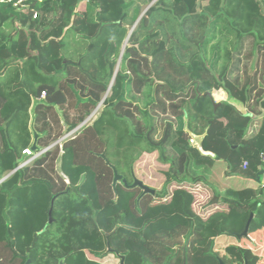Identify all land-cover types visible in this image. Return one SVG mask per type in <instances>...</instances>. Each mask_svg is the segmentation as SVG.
<instances>
[{
  "label": "trees",
  "instance_id": "16d2710c",
  "mask_svg": "<svg viewBox=\"0 0 264 264\" xmlns=\"http://www.w3.org/2000/svg\"><path fill=\"white\" fill-rule=\"evenodd\" d=\"M18 7L0 2V264L120 260L108 243L124 264H261L264 0ZM151 86L141 110L129 95ZM143 152L165 167L154 194L130 186ZM200 184L223 209H193Z\"/></svg>",
  "mask_w": 264,
  "mask_h": 264
},
{
  "label": "rangeland",
  "instance_id": "374dc122",
  "mask_svg": "<svg viewBox=\"0 0 264 264\" xmlns=\"http://www.w3.org/2000/svg\"><path fill=\"white\" fill-rule=\"evenodd\" d=\"M123 50V49H122ZM121 56L117 60V68H119V61H120ZM151 90L152 86L142 89L141 93L139 94H134L130 93L129 98L132 102L137 104V106L143 110L147 107L148 102L150 100V95H151ZM226 94L220 90L215 91V100H220L222 98H225ZM101 109V105L97 108V110L93 111V114L91 118H89V121H91L93 118H95L96 114L99 112ZM140 118L145 121V116L143 113H138ZM59 168V165H58ZM163 168H165L161 163H159L156 160V155L155 153H146L143 152L140 154L139 158L134 162L133 167H132V175L133 177L141 180L145 185L151 187V188H158L162 182V178L160 177ZM212 181L219 186L218 181L215 178H212ZM199 186V187H197ZM174 186H171V190ZM194 188L197 187L199 188L198 193L194 197V202H193V209L199 213L202 217L208 216L210 212L214 211V208L217 209H223V206H217L216 205L210 204L208 201L212 197V190L208 188L207 186L204 185H195L193 186ZM158 202L154 200V203ZM213 205V206H212ZM264 230V229H263ZM264 233V232H263ZM235 241L232 239H218L215 244V249L216 251L220 254V256H224V246L226 244H231L234 243ZM262 244V243H261ZM262 248H260L262 257H261V264H264V244L261 245ZM100 261L102 264H119V259L115 255H107L105 258L102 259H97Z\"/></svg>",
  "mask_w": 264,
  "mask_h": 264
},
{
  "label": "water",
  "instance_id": "95a60500",
  "mask_svg": "<svg viewBox=\"0 0 264 264\" xmlns=\"http://www.w3.org/2000/svg\"><path fill=\"white\" fill-rule=\"evenodd\" d=\"M144 13V12H143ZM143 13L138 17L137 21L141 18V16L143 15ZM136 21V22H137ZM127 40V39H126ZM126 42V41H125ZM118 70V68H117ZM116 70V72H117ZM106 96V94L104 95V97ZM103 97V99H104ZM102 99V101H103ZM102 101L99 103V105L102 103ZM98 105V106H99ZM34 106V105H33ZM98 108V107H97ZM97 108L95 110H97ZM94 110V111H95ZM31 114H32V119H31V129H32V133H33V143L31 145V147L29 148L32 152L36 151L37 150V147H36V139L38 137V134L34 131L33 129V115H34V111H33V107L31 108ZM93 112L82 122V124L86 123L89 118H91ZM68 130V126L64 123V131L66 132ZM71 132L69 133H66V135L64 137H66L67 135H69ZM191 139L195 142V144L198 146L199 149H201V136H192ZM61 140V139H59ZM58 140V141H59ZM58 141L54 142L53 144H51L50 146H53L55 143H57ZM49 146V147H50ZM48 147V148H49ZM102 158L105 160V162L112 168L113 170V180H112V188L115 190V185L117 182L121 181L124 185H127L126 183V180L123 178V176L121 174H119L116 170V168L114 167L113 164L109 163V161L107 160L106 156L104 153L101 154ZM14 171V170H13ZM13 171H11L10 173H12ZM9 173V174H10ZM9 174H7L6 176H4L3 179H5ZM0 180V181H2ZM130 186H138L142 189V192L143 193H149V194H154L155 193V190L147 185H145L141 180L133 177V181L132 183L130 184ZM51 207H52V203H51ZM50 207V209H51ZM252 218V214L249 216L248 220H247V223L245 225V228L244 230L241 232V234L238 235V237H241V236H246L247 237V230H248V225L250 223V220ZM51 221V218H50V211H49V222ZM107 251L108 252H115L116 255L120 258V261H119V264H124L123 262V256L118 254L114 249L110 248L109 246V243L107 244ZM25 264H30V260H26ZM60 264H63L62 260L60 261ZM219 264H223V262L219 261Z\"/></svg>",
  "mask_w": 264,
  "mask_h": 264
},
{
  "label": "built area",
  "instance_id": "2783aa9c",
  "mask_svg": "<svg viewBox=\"0 0 264 264\" xmlns=\"http://www.w3.org/2000/svg\"><path fill=\"white\" fill-rule=\"evenodd\" d=\"M4 0H0V2H2ZM6 1H13V5L14 7H16L17 9L19 8L18 6L22 4V2L24 0H6ZM36 14H34V17H35ZM191 141L194 143V141L191 139ZM27 156L28 158L23 162V163H27L29 162L30 160L34 159L35 157H37L41 152H32L29 148L25 149L23 151ZM260 160H261V163H262V170L260 172V175H259V178H258V181L260 182L261 186H264V153H261L260 154ZM246 167V163L243 164V168Z\"/></svg>",
  "mask_w": 264,
  "mask_h": 264
}]
</instances>
